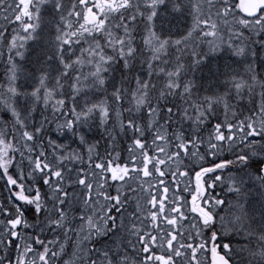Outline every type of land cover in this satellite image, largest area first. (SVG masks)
<instances>
[{"label": "snow or ice", "instance_id": "snow-or-ice-1", "mask_svg": "<svg viewBox=\"0 0 264 264\" xmlns=\"http://www.w3.org/2000/svg\"><path fill=\"white\" fill-rule=\"evenodd\" d=\"M0 64V264H264V0H0Z\"/></svg>", "mask_w": 264, "mask_h": 264}, {"label": "rangeland", "instance_id": "rangeland-1", "mask_svg": "<svg viewBox=\"0 0 264 264\" xmlns=\"http://www.w3.org/2000/svg\"><path fill=\"white\" fill-rule=\"evenodd\" d=\"M41 43H42V42H41ZM2 66H3V65H2V64H0V68H2ZM225 175H226V173H225ZM217 191H219V189H218Z\"/></svg>", "mask_w": 264, "mask_h": 264}, {"label": "bare ground", "instance_id": "bare-ground-1", "mask_svg": "<svg viewBox=\"0 0 264 264\" xmlns=\"http://www.w3.org/2000/svg\"><path fill=\"white\" fill-rule=\"evenodd\" d=\"M3 67V66H2Z\"/></svg>", "mask_w": 264, "mask_h": 264}]
</instances>
